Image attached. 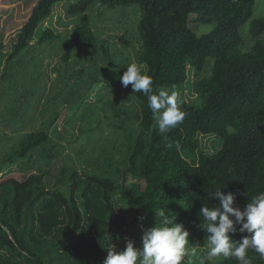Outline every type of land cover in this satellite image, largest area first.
<instances>
[{"label":"trees","instance_id":"trees-1","mask_svg":"<svg viewBox=\"0 0 264 264\" xmlns=\"http://www.w3.org/2000/svg\"><path fill=\"white\" fill-rule=\"evenodd\" d=\"M59 4L66 5L65 18L74 21L68 32L71 43L93 52L97 40L89 11L137 5L136 63L151 77L154 91L182 88L193 73L197 80L189 92L195 98L178 102L185 118L165 134L166 140L147 97L130 90L138 105V133L124 165L142 179L144 189L124 187L117 203L116 179L109 173L70 171L65 189L50 194L42 174L0 180V264H103L124 228L139 222L155 226V212L161 209L189 232L188 247L206 248L198 214L205 204L219 203L215 191L233 193L234 206L241 209L264 192V41L258 39L264 34V16L252 19L256 0H39L12 45L9 63L33 49V41L55 40L53 30L43 25ZM248 22L256 41L244 52L240 29ZM191 23L214 28L199 36ZM209 59V77L198 79ZM10 77L2 75L4 88ZM199 136H215L222 146L214 154L199 153ZM49 143L47 132L28 134L19 148L0 159L1 177ZM243 235L248 234H230L237 242ZM247 255L252 264H264L254 251ZM216 264L238 262L228 258Z\"/></svg>","mask_w":264,"mask_h":264},{"label":"rangeland","instance_id":"rangeland-1","mask_svg":"<svg viewBox=\"0 0 264 264\" xmlns=\"http://www.w3.org/2000/svg\"><path fill=\"white\" fill-rule=\"evenodd\" d=\"M38 1L0 0V159L19 148L30 133L47 132L50 143L45 150L37 149L30 160L9 168L0 180L42 174L45 192L50 194L65 189L70 171L109 173L116 179L113 201L117 203L124 187L144 189L142 179L130 174L124 165L138 133V105L131 85L125 88L119 80L128 64L136 63L140 52L139 7L132 4L90 10L97 40L93 52L71 43L68 32L74 21L65 18L66 5L59 4L53 8L51 21L43 25L53 30L55 40L41 45L33 41V49L9 63L12 45ZM263 16L264 0H256L252 19ZM189 19L194 20V14ZM249 23L240 29L244 52L256 41L249 34ZM190 28L200 36L212 31L214 25L191 23ZM258 39L264 41V34ZM212 63L209 59L198 79L209 77ZM4 73L11 74L7 88L2 80ZM196 80L191 73L187 84L173 90L178 102L195 98L189 91ZM199 142V153L203 154H214L222 146L215 136H199ZM151 227L154 225L139 222L124 228L114 249L124 250L128 240L142 248V236ZM196 251V256L186 257L182 264H210L207 248ZM223 259L218 258L216 263Z\"/></svg>","mask_w":264,"mask_h":264},{"label":"clouds","instance_id":"clouds-1","mask_svg":"<svg viewBox=\"0 0 264 264\" xmlns=\"http://www.w3.org/2000/svg\"><path fill=\"white\" fill-rule=\"evenodd\" d=\"M119 80L125 88L131 85L133 93H143L147 97L160 134L169 133L183 122L185 114L176 92L164 88L154 91L153 81L142 66L128 64ZM167 146L173 147L171 143ZM175 147L179 150L180 146L176 144ZM213 195L219 203L211 207L205 204L198 214L202 218L199 226L206 233V260L216 264V260L223 257L234 258L238 264H252L247 255L249 250L264 260V192L251 197L243 209L234 206L235 195L231 192L224 195L217 190ZM237 231L248 235H243L237 242L230 236ZM188 236L184 226L174 222L161 209L155 212V226L142 236V248H136L132 240L126 242L122 251H116L110 245L103 264H182L186 257L197 255L195 248L188 247Z\"/></svg>","mask_w":264,"mask_h":264}]
</instances>
